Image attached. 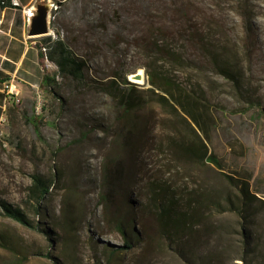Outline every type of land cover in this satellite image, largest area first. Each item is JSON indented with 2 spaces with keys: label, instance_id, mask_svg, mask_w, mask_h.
Instances as JSON below:
<instances>
[{
  "label": "rangeland",
  "instance_id": "1",
  "mask_svg": "<svg viewBox=\"0 0 264 264\" xmlns=\"http://www.w3.org/2000/svg\"><path fill=\"white\" fill-rule=\"evenodd\" d=\"M173 4L186 8L173 10ZM196 13L213 14L223 39L238 47L240 57L245 45L253 46L252 58L245 62L248 88L264 106V0H68L52 10L51 25L61 36L78 38L75 48L91 68L90 78L82 84L57 75V96L38 87L44 110L37 108L33 93L14 104L1 123L0 199L19 206L35 224L52 232L49 237L22 226L0 208V234L8 241V248L0 245V264H54L47 253L62 264H196V249L180 255L167 239L158 238L145 189L157 171L175 172L174 180L188 187L205 184L210 173L171 152L169 139L187 126H179L177 116L144 92L149 85L136 47L151 20L156 27L178 15L193 20ZM207 21L210 17L203 19ZM186 52L193 56L190 49ZM57 71L55 62L45 70L49 75ZM139 71L144 82H132L139 106L125 113L97 83L109 82L114 72H127L126 79L135 81L130 75ZM187 73L201 85L209 76L192 70L178 75L183 79ZM217 80L226 92L217 89L215 99L227 111L209 130L208 152L228 175L248 171L250 188L264 200V116L260 108L241 105L227 93L228 84ZM117 84L118 90L129 92L120 78ZM236 109L242 112L232 113ZM127 139L139 143L131 147ZM36 172L53 183L39 214L25 203ZM132 228L140 233L127 248L123 232L129 237ZM239 237L234 233L232 240L238 243ZM208 251L198 248L200 257Z\"/></svg>",
  "mask_w": 264,
  "mask_h": 264
},
{
  "label": "trees",
  "instance_id": "2",
  "mask_svg": "<svg viewBox=\"0 0 264 264\" xmlns=\"http://www.w3.org/2000/svg\"><path fill=\"white\" fill-rule=\"evenodd\" d=\"M63 4L57 2L58 7ZM12 5V0H0V10ZM173 5V10L186 8ZM195 15L193 20L178 15L156 27L151 20L148 34L139 37L136 47L142 57L139 66L144 68L149 85L144 92L154 95L158 105L167 107L169 113L177 116L179 126H187L180 136L175 133L169 139L171 152L184 163L206 167L210 178L203 185L188 187L186 182L174 180L175 172L172 174L168 170L166 176L165 172L157 171L146 183L148 208L158 238L167 239L180 255L184 250L191 252L196 249L192 253L196 256V264H225L227 260H239L238 264H264V216H261L264 214V200L257 195V190L250 188L251 174L248 171L236 177L228 175L207 148L209 130L216 127L217 116L226 115L227 111L226 106L215 99L217 89L226 92L222 90L218 78L228 84L227 93L241 105L246 103L261 109L260 99L248 88L245 62L251 60L253 46L245 45L240 57L238 47L230 46L223 39L221 23L213 14ZM206 17H210V21L203 22ZM51 29L55 36L40 37L37 46L40 59L44 55L41 47H45L47 58L58 67L57 72L52 75L44 72L42 77V89L54 97L57 96V75L85 84L90 78L91 68L84 56L76 51L74 43L78 38L62 37L52 25ZM187 49L193 56L187 54ZM183 70L209 73V76L204 81L205 85H201L190 73L183 80L178 75ZM126 74L114 72L111 74L113 77L107 79L109 82L99 81L97 85L113 97L117 107L129 113L139 106V102L133 95L134 84L126 79ZM119 78L129 92L117 89ZM240 112V109L232 111ZM126 143L132 147L139 142L132 144L127 139ZM51 181L52 178L38 172L31 175L25 203L36 214L42 212L41 203L52 191ZM0 208L4 216L22 226L41 230L48 236L52 232L50 228L43 229L35 224L19 206L0 199ZM120 223L117 222V225L120 226ZM237 232L240 234L238 243L232 240V235ZM139 233L132 228L128 237L123 232L124 246L130 248L132 237L136 238ZM7 243L0 234V245L8 248ZM200 246L210 248V251L200 257ZM115 250L111 249L110 253ZM45 255L52 258L54 264H62L59 257L49 253Z\"/></svg>",
  "mask_w": 264,
  "mask_h": 264
},
{
  "label": "crops",
  "instance_id": "3",
  "mask_svg": "<svg viewBox=\"0 0 264 264\" xmlns=\"http://www.w3.org/2000/svg\"><path fill=\"white\" fill-rule=\"evenodd\" d=\"M52 1L57 5V2L65 3L68 0ZM34 2L14 0L12 6L0 10V117L7 116L14 106L12 100L6 97L5 83L12 80L20 91V98L24 100L35 94V87L42 88L45 69L37 46L40 37L27 35L26 10Z\"/></svg>",
  "mask_w": 264,
  "mask_h": 264
},
{
  "label": "water",
  "instance_id": "4",
  "mask_svg": "<svg viewBox=\"0 0 264 264\" xmlns=\"http://www.w3.org/2000/svg\"><path fill=\"white\" fill-rule=\"evenodd\" d=\"M57 5L52 0H35L30 6L27 14V35L29 37H43L51 33V18L52 10L56 9ZM144 76L143 73H134L130 75L131 79L139 80ZM138 83L136 81H131ZM261 112L264 116V106L261 107Z\"/></svg>",
  "mask_w": 264,
  "mask_h": 264
},
{
  "label": "built area",
  "instance_id": "5",
  "mask_svg": "<svg viewBox=\"0 0 264 264\" xmlns=\"http://www.w3.org/2000/svg\"><path fill=\"white\" fill-rule=\"evenodd\" d=\"M14 2V0H12V3ZM29 9L26 10V13L28 14ZM51 35H54L53 31L51 30ZM41 51L43 52V58H42V62H43V68L45 70H48L50 67L51 63H54L53 61H51L50 59L47 58L46 56V49L45 47H41ZM4 90H5V94L7 99L12 100L13 104H18L20 103V91L17 87V85L11 80L8 83L4 84ZM34 92L36 95V101H37V108H41L42 106V94L39 91L38 87L34 88ZM6 121V116L3 115L0 117V124L4 123Z\"/></svg>",
  "mask_w": 264,
  "mask_h": 264
},
{
  "label": "bare ground",
  "instance_id": "6",
  "mask_svg": "<svg viewBox=\"0 0 264 264\" xmlns=\"http://www.w3.org/2000/svg\"><path fill=\"white\" fill-rule=\"evenodd\" d=\"M138 73H142L141 71H139ZM131 79V78H130ZM132 80H134V79H132ZM135 81H137L138 83H143L144 82V76L141 78V79H139V80H135Z\"/></svg>",
  "mask_w": 264,
  "mask_h": 264
}]
</instances>
